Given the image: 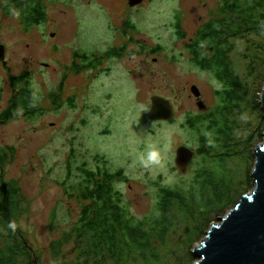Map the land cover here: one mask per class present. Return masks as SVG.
<instances>
[{
  "label": "rangeland",
  "instance_id": "rangeland-1",
  "mask_svg": "<svg viewBox=\"0 0 264 264\" xmlns=\"http://www.w3.org/2000/svg\"><path fill=\"white\" fill-rule=\"evenodd\" d=\"M90 1L60 0L52 9L53 16L66 22L71 31L81 30L82 38L76 40L79 46L93 51L94 48L105 50L114 41L112 34L102 29L105 17L107 21L109 12H124L130 6L129 1ZM126 1L128 4L125 6ZM222 3L223 0H146L131 17L137 29L125 59L105 64L111 69L109 76L103 73L86 76L87 72L81 74L70 70L69 81L60 87L61 76L54 78L49 73H55L54 67L46 69L40 66L41 62L49 63L52 57L47 46L39 49L36 58L38 68L29 63L34 68V80L30 85L39 98L41 112L31 119L0 123V150L14 148V154L10 153L8 164L1 174L8 181H18L30 202V211L23 219L22 227L34 250L42 254L47 263L52 241L71 229L83 204L79 200L69 199L62 187L64 182L71 183L67 178L70 168L75 175L77 168L83 164L91 170L98 167L111 173L122 170L127 182L124 179L116 180L115 187L122 192L128 212L140 221L157 214L162 188L191 195L195 192L194 183L198 174L205 168L224 177L225 171H220L215 159L208 155L196 153L185 174L175 163L180 146L197 151L202 138L215 137L205 130L207 123L204 127H192L190 120L195 116L205 117L215 113L221 103L218 94L223 90V85L211 72L203 71L194 64L186 43L210 20ZM64 12H69L68 17ZM178 18L181 30L186 33L184 40L179 39L177 34ZM126 41L118 34L116 46ZM237 45L232 55L235 71L247 78L248 61L244 58L246 44L237 42ZM16 50L21 59L16 62L14 73L19 74L29 69L28 62L23 59L28 56L21 47H16ZM154 59L158 60L157 63H154ZM2 78L5 83L1 87L6 94L0 112L7 105L11 89L7 75L4 74ZM253 81L251 79V86ZM257 81L255 88L252 87L251 97L260 103L264 73L259 75ZM57 85L64 93L63 100H59L58 105L55 102L51 105L49 94L57 89ZM193 86L202 92L199 101L208 106L207 109L199 107V101L191 92ZM154 96L173 102L174 120L155 122L149 118ZM190 96L193 99H189ZM245 106L247 110H236L239 128L234 142L243 141L230 148L236 155L229 156L223 148L211 153V156L219 159L222 167L226 165L236 180L248 181L251 178L252 183L246 186L249 192H244V185L240 187L244 195L254 188V151L264 142V135L261 138L257 135L262 129L252 137V131H258L261 122L259 112L249 105H242ZM261 111L264 118L262 108ZM218 118L222 119V116L217 115ZM224 125L222 123L221 127L224 128ZM225 135L222 134V137L225 138ZM216 147L219 145L216 144ZM203 150L211 152V148L205 144ZM99 157L106 164L98 162ZM225 216L215 215L212 224H218ZM177 217L175 220L184 221L181 214H177ZM212 224L197 242H193L192 237L188 239L192 225L180 222L168 234L166 245L158 246L157 252L163 259L150 264H195L192 252L202 244ZM71 249L69 247L66 251L70 252Z\"/></svg>",
  "mask_w": 264,
  "mask_h": 264
},
{
  "label": "trees",
  "instance_id": "trees-1",
  "mask_svg": "<svg viewBox=\"0 0 264 264\" xmlns=\"http://www.w3.org/2000/svg\"><path fill=\"white\" fill-rule=\"evenodd\" d=\"M177 34L181 40L186 38L180 22ZM237 42L246 44L244 58L248 61L247 78L237 74L232 61ZM186 48L194 64L203 71L211 72L223 85V90L218 94L221 103L215 113L199 116L195 125H191L200 128L207 123L205 130L214 134L215 137L201 139L197 154L215 159L217 168L225 171L224 177L205 168L198 174L194 183L195 192L191 195L162 188L157 214L140 221L128 212L122 192L115 187L116 180L124 179L127 182L122 170L114 173L101 167L91 170L83 164L77 168L75 175L70 168L67 178L71 183L64 182L62 187L69 199L79 200L83 204L71 229L52 241L47 263L42 254L34 250L22 227V221L30 211V202L18 181H8L1 174L8 164L10 153L14 154V148L0 150V264L157 263L163 259L157 252L158 246L166 245L168 234L180 222L192 225L188 239L192 237L193 242H197L209 229L215 215L225 216L237 205L244 196L240 189L242 185L244 192H249L246 186L252 183L251 178L248 181L236 180L226 165L222 167L219 159L211 156V153L223 148L229 156L236 155L230 148L243 142H234L239 128L236 110L248 109L247 106L242 107L243 104L258 111L262 122L258 131H252V137L260 129L261 133L257 135L260 138L264 135L260 103L251 97L252 87L255 88L259 75L264 73V0H223L210 20L187 42ZM251 79H255L252 86ZM19 80L22 81V77ZM25 85L21 94L23 104L19 108L23 112L25 105L29 107L31 112H27V116L31 119L41 112L40 103L37 94L28 88V84ZM217 115H221L222 119H217ZM19 117V114L11 112V120ZM222 123L225 124L224 128L221 127ZM225 133L223 138L222 134ZM204 144L211 148L210 153L203 150ZM250 152L253 155L252 149ZM102 159L99 157L97 161L106 164ZM177 214H181L184 221L175 220ZM69 247L72 249L67 252Z\"/></svg>",
  "mask_w": 264,
  "mask_h": 264
},
{
  "label": "flooded vegetation",
  "instance_id": "flooded-vegetation-1",
  "mask_svg": "<svg viewBox=\"0 0 264 264\" xmlns=\"http://www.w3.org/2000/svg\"><path fill=\"white\" fill-rule=\"evenodd\" d=\"M58 1L60 0H0V105L6 94L3 87H1L5 83V80H2L4 74L7 75L6 79L11 87L9 97H7V105L0 112V123L9 122L11 112L19 114V119H28L27 112L28 114L31 112L30 108L25 105L23 112L19 108L23 104L21 94L25 84H28V88L33 90L30 83L34 80V68L29 63H33V66L38 68L36 58L42 46H47L51 50L52 57H50L49 63L41 62L40 66H44L46 69L54 67L55 73H49L54 75V78L61 76V82L58 84L60 87L65 81H69L68 73L70 70L82 72L81 74L87 72L86 76H99L102 73L108 76L111 75V69L105 67V64L125 59L130 46L133 45L134 32L137 29L131 17L135 10L137 11L138 7L146 2V0H143L141 4L135 7L128 5L129 7H126L124 12H109V19L106 21L105 17L102 29L104 32L112 34L114 41L109 43L105 50L94 48L93 51L84 46H79L77 43L76 40H80L81 35H83L81 30L71 31L65 25L66 22L61 20L62 24L60 18L53 16L52 9ZM128 1H126L125 6ZM90 3H93L92 0ZM64 15L68 17L69 12H64ZM177 22H180L179 18ZM98 31H100V28H98ZM118 34L127 41L116 46ZM18 46L23 50L25 49L28 58L24 57L23 59L28 62L29 69L16 74L14 73L15 65L21 59H19L20 54L16 50ZM142 48L144 49L143 46ZM153 51L158 52V50ZM156 61L158 60L154 59V63H157ZM20 77H22V81L19 80ZM53 83L55 82L53 81ZM58 85L57 89L49 94L51 105L53 102L58 105L57 102L64 96ZM189 99L193 98L190 96ZM197 101L199 100L197 99ZM171 103L175 113V105L172 101ZM39 108H41V105ZM207 108L208 106L205 105L203 109ZM197 118L198 116L193 117L190 120V125H195Z\"/></svg>",
  "mask_w": 264,
  "mask_h": 264
},
{
  "label": "water",
  "instance_id": "water-1",
  "mask_svg": "<svg viewBox=\"0 0 264 264\" xmlns=\"http://www.w3.org/2000/svg\"><path fill=\"white\" fill-rule=\"evenodd\" d=\"M142 2L143 0H129V5L135 7ZM191 92L200 100L202 94L197 86H193ZM151 102L149 118L152 121L174 119L171 101L154 96ZM198 105L205 108L203 102ZM260 105L264 111V88ZM195 155L196 151L190 147L180 146L175 161L177 168L185 174ZM254 156V188L242 196L218 224H212L202 244L192 252L195 264H264V142L256 147Z\"/></svg>",
  "mask_w": 264,
  "mask_h": 264
},
{
  "label": "clouds",
  "instance_id": "clouds-1",
  "mask_svg": "<svg viewBox=\"0 0 264 264\" xmlns=\"http://www.w3.org/2000/svg\"><path fill=\"white\" fill-rule=\"evenodd\" d=\"M149 158H151V154H149Z\"/></svg>",
  "mask_w": 264,
  "mask_h": 264
}]
</instances>
